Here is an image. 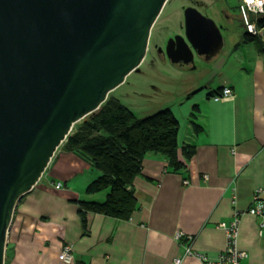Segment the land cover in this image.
Here are the masks:
<instances>
[{
    "label": "crops",
    "instance_id": "1",
    "mask_svg": "<svg viewBox=\"0 0 264 264\" xmlns=\"http://www.w3.org/2000/svg\"><path fill=\"white\" fill-rule=\"evenodd\" d=\"M244 33L243 28L236 42L223 38L219 53L201 67L205 75L185 111L187 137L179 138V123L178 142L194 147L188 159L179 155L182 168L173 169L160 153H147L133 180L132 216L87 211L84 226L78 201L105 197L104 191L85 192L99 171L60 145L15 209L5 264H203L183 254L185 238L176 234L192 236L191 250L214 258L226 244L220 224L235 217L237 246L247 254L240 264H264V214L247 213L258 188L264 203V40L249 41ZM224 86L234 96L212 100ZM67 244L71 263L59 258Z\"/></svg>",
    "mask_w": 264,
    "mask_h": 264
},
{
    "label": "water",
    "instance_id": "2",
    "mask_svg": "<svg viewBox=\"0 0 264 264\" xmlns=\"http://www.w3.org/2000/svg\"><path fill=\"white\" fill-rule=\"evenodd\" d=\"M167 0H0V264L20 199L73 125L94 113L143 61ZM173 64L209 61L224 41L215 21L184 8Z\"/></svg>",
    "mask_w": 264,
    "mask_h": 264
},
{
    "label": "trees",
    "instance_id": "3",
    "mask_svg": "<svg viewBox=\"0 0 264 264\" xmlns=\"http://www.w3.org/2000/svg\"><path fill=\"white\" fill-rule=\"evenodd\" d=\"M257 22L264 25V15ZM243 37L249 41L257 38L246 32ZM192 126L197 130V124L192 122ZM178 133L179 121L169 108L138 117L110 93L99 109L76 122L61 147L78 153L99 171L85 192H105L102 201H78L82 224H86L87 211L128 220L137 209L132 185L145 155L160 153L173 169L184 165L180 154L184 159L193 155L194 147L180 145Z\"/></svg>",
    "mask_w": 264,
    "mask_h": 264
},
{
    "label": "rangeland",
    "instance_id": "4",
    "mask_svg": "<svg viewBox=\"0 0 264 264\" xmlns=\"http://www.w3.org/2000/svg\"><path fill=\"white\" fill-rule=\"evenodd\" d=\"M239 1L167 0L151 28L143 61L110 94L138 117L169 108L180 121L179 138L187 137L185 127L189 126L186 120L189 116L185 111L189 110L190 98L199 90V81L205 75L201 67L207 61L194 55L193 65L173 64L165 54L166 42L175 35H184L183 12L187 6H194L211 17L220 27L223 38L236 42L244 28L237 19ZM224 13H228L230 19H226Z\"/></svg>",
    "mask_w": 264,
    "mask_h": 264
},
{
    "label": "built area",
    "instance_id": "5",
    "mask_svg": "<svg viewBox=\"0 0 264 264\" xmlns=\"http://www.w3.org/2000/svg\"><path fill=\"white\" fill-rule=\"evenodd\" d=\"M240 20L243 24L245 32L250 36L258 37L264 40V25H258L257 19L264 15V0H240L237 6ZM234 96L232 90L228 86L222 87L220 90L213 92L210 97L214 101L227 100ZM61 182H57L54 187L60 188ZM261 189L258 188L254 192L253 204L248 208L247 213L251 215H262L264 214V203L260 198ZM238 218L230 222L229 224H220L226 233V244L225 248L219 255L214 258L207 257L204 254H199L191 250L190 244L192 236L177 233L176 238H185V249L184 255H195L203 264H240V260L246 257V252L240 250L237 246V230H238ZM59 258L64 263H71L73 261V255L71 253V246L64 245ZM180 258H176L175 262L178 263Z\"/></svg>",
    "mask_w": 264,
    "mask_h": 264
},
{
    "label": "flooded vegetation",
    "instance_id": "6",
    "mask_svg": "<svg viewBox=\"0 0 264 264\" xmlns=\"http://www.w3.org/2000/svg\"><path fill=\"white\" fill-rule=\"evenodd\" d=\"M176 65H180V66H182V64H176Z\"/></svg>",
    "mask_w": 264,
    "mask_h": 264
}]
</instances>
